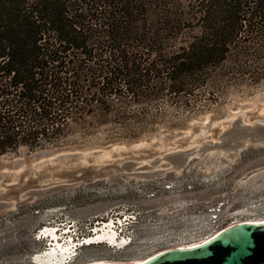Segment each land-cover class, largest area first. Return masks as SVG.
<instances>
[{"label": "rangeland", "instance_id": "rangeland-1", "mask_svg": "<svg viewBox=\"0 0 264 264\" xmlns=\"http://www.w3.org/2000/svg\"><path fill=\"white\" fill-rule=\"evenodd\" d=\"M206 97L190 111L137 106L156 116L128 125L89 119L88 134L0 156V264H40L45 226L73 244L64 264H139L231 223L264 220V78ZM109 220L124 247L83 244Z\"/></svg>", "mask_w": 264, "mask_h": 264}, {"label": "trees", "instance_id": "trees-1", "mask_svg": "<svg viewBox=\"0 0 264 264\" xmlns=\"http://www.w3.org/2000/svg\"><path fill=\"white\" fill-rule=\"evenodd\" d=\"M262 78L264 0H0V156Z\"/></svg>", "mask_w": 264, "mask_h": 264}, {"label": "water", "instance_id": "water-1", "mask_svg": "<svg viewBox=\"0 0 264 264\" xmlns=\"http://www.w3.org/2000/svg\"><path fill=\"white\" fill-rule=\"evenodd\" d=\"M140 264H264V220L229 224L198 244L160 250Z\"/></svg>", "mask_w": 264, "mask_h": 264}, {"label": "bare ground", "instance_id": "bare-ground-1", "mask_svg": "<svg viewBox=\"0 0 264 264\" xmlns=\"http://www.w3.org/2000/svg\"><path fill=\"white\" fill-rule=\"evenodd\" d=\"M235 223H238V222H235ZM113 224L114 222L112 220H109L108 223L104 222V224H102L101 227H96L95 231L91 235L83 238V244L84 243L93 244V243H100V242L106 241V242H109L110 244H113L114 246L118 248L124 247L126 241L124 238L118 237L116 232L111 229ZM40 234H41L40 236L48 238L49 249L42 253L36 254L34 259L40 264H60V263L64 264L65 262H67V259L72 255L71 247H74L73 244L72 246H68L69 243L62 244L58 240L59 237L57 236L56 227L45 226L43 229L40 230ZM206 238H208V236ZM206 238L200 241H197L196 243H191L188 246L198 244L202 242L203 240H205Z\"/></svg>", "mask_w": 264, "mask_h": 264}, {"label": "built area", "instance_id": "built-area-1", "mask_svg": "<svg viewBox=\"0 0 264 264\" xmlns=\"http://www.w3.org/2000/svg\"><path fill=\"white\" fill-rule=\"evenodd\" d=\"M235 223V222H234ZM232 224V223H231ZM214 234V233H213ZM211 236V235H210ZM189 245V244H188ZM188 245H185V246H188ZM180 247H182V246H180Z\"/></svg>", "mask_w": 264, "mask_h": 264}]
</instances>
